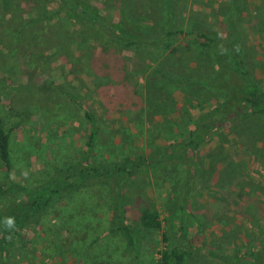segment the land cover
<instances>
[{
	"label": "rangeland",
	"instance_id": "1",
	"mask_svg": "<svg viewBox=\"0 0 264 264\" xmlns=\"http://www.w3.org/2000/svg\"><path fill=\"white\" fill-rule=\"evenodd\" d=\"M86 1L99 5L100 12L108 15L110 21L118 19L111 9L124 2L135 22H159L172 15V23L184 32L192 23L204 20L217 35L228 26L232 35L239 37L242 61L251 82L264 89V0ZM56 7L52 0L20 2L16 16L23 21L36 8L52 11ZM180 9L185 11L182 18ZM231 17L232 23L227 24L226 19ZM54 20L53 35L39 27L34 29L33 43L20 38L15 45L8 42L7 48L0 46V69L4 71L0 70V116L4 129H9L8 180L29 189L44 181L53 165L63 166L79 159L88 127L78 103L86 105L96 120V162L145 157L150 148L171 137L162 131L159 119L166 107L152 114L147 112L145 92L142 110L133 115L120 105L112 107L106 95L94 90L89 76L78 69L74 71L76 60L71 57L78 56L84 47L98 48L101 32L110 27L109 21L101 27L78 29L62 13ZM5 35L1 33L0 39L4 40ZM58 38L71 41L62 50L63 57L71 55L66 57L73 68L68 71L59 56L51 57L40 68L28 66L30 50L52 52L55 48L49 41L53 43ZM108 44L103 47L117 51L126 48L117 42L113 46ZM207 62L184 57L182 66L173 69L183 78L208 80L213 70ZM163 91L167 94L166 106L171 102L176 108L182 107V125L195 116L196 110L189 105L194 98L190 94L192 89ZM167 118L176 120V112ZM238 141L236 131L225 129L221 137L201 149L198 186L191 190L185 205L181 200V167L143 168L124 190L126 219L134 231L130 247L118 232L109 231L111 199L105 188L91 186L62 198L37 225L27 228L23 233L26 244L16 252L19 258L9 264H159L160 252L165 247L182 253L181 264H252L247 253L252 244L264 242V218L247 214L236 204L257 195L261 204L253 205L264 208V158L255 152L237 158L233 153V163L222 165L219 156L232 153ZM253 143L259 149L264 144L258 138ZM4 202L0 199V205ZM142 209L156 212L159 230L139 227L137 217ZM226 256L228 261H218Z\"/></svg>",
	"mask_w": 264,
	"mask_h": 264
},
{
	"label": "trees",
	"instance_id": "2",
	"mask_svg": "<svg viewBox=\"0 0 264 264\" xmlns=\"http://www.w3.org/2000/svg\"><path fill=\"white\" fill-rule=\"evenodd\" d=\"M52 1L57 5L56 9L40 11L36 8L31 17L21 21L16 16L17 8L20 2L28 4L29 0H0V37L1 33L6 34L4 40L0 39V46L7 48L10 45L8 42L15 45L20 38L33 43L34 29L39 27L53 35L56 30L55 16L61 13L78 29L92 25L101 27L109 21L110 27L103 33L100 31L101 41L99 40L98 48L84 47L78 56L71 57L76 60L74 71L78 69L89 76L94 90L106 95L112 107L120 105L128 112L132 111L133 115L142 110L145 92L147 112L152 114V111L166 107L159 119L163 124L162 131H167L171 137L164 144L150 148L145 157L96 162L93 156L98 135L96 120L86 105L78 103L77 107L88 127L79 159L63 166L53 165L48 177L29 189L8 180L11 173L9 129H4L5 125L0 116V199L5 200L0 205V264H9L19 258L16 252L26 244L24 231L37 225L62 198L70 197L71 194L91 186L105 188L111 199L109 231L118 232L126 246L130 247L134 231L126 219L124 194L129 183L145 168L179 166L184 173L180 189L181 200L185 205L191 190L198 186L201 149L214 138L221 137L225 129L236 131L239 141L234 144L233 149L236 152L219 156L218 161L222 165L233 163V153L237 158L245 154L252 156L255 152L264 158V144L259 149L253 143L257 138L264 142V89L255 87L251 82L242 61L239 37L232 35L228 26L222 34L217 35L202 19V23H192L183 32L180 26L172 23V15L159 22L132 21L124 2L111 9L118 19L110 21L108 15L100 12L99 5L89 4L86 0ZM179 15L182 18L185 11L180 9ZM232 20V17L227 18L226 23L231 24ZM114 42L126 48L117 51L103 47L104 43L113 46ZM69 43L70 40L58 38L53 43L49 41V45L55 48L52 52L30 50L27 56L28 66L40 68L51 57L59 56L69 71L73 66L66 56L71 55L63 57L62 50ZM123 51L125 54H122ZM184 57L196 62L209 61L213 70L212 76L201 81L177 75L173 68L182 66ZM48 82L52 84L51 80ZM168 88L179 92L183 88L193 90L190 94L195 99H190L189 105L192 110H196V114L193 118L189 117L184 125V113L180 109L182 107L176 108L171 102L168 106L165 104L167 94L163 90ZM199 93H202L201 96ZM174 112L177 114L176 120L167 118ZM187 124L188 127H184ZM228 168L226 166L225 170ZM258 197H247L236 205L243 207L245 213H252L262 219L264 208L253 205V202L261 204ZM137 221L143 230L160 229L154 211L140 210ZM162 241H166L164 236ZM247 256L252 264H264V242L260 240L252 244ZM182 257V253L176 248L165 247L160 252L159 264H181ZM228 259L226 256L218 261L225 262Z\"/></svg>",
	"mask_w": 264,
	"mask_h": 264
}]
</instances>
